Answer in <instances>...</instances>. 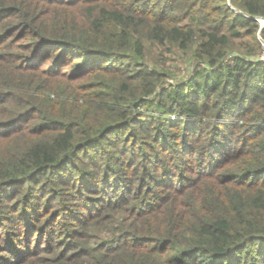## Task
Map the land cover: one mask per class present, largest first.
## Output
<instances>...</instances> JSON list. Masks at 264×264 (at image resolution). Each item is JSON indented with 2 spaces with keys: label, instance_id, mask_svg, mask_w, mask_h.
Returning <instances> with one entry per match:
<instances>
[{
  "label": "trees",
  "instance_id": "obj_1",
  "mask_svg": "<svg viewBox=\"0 0 264 264\" xmlns=\"http://www.w3.org/2000/svg\"><path fill=\"white\" fill-rule=\"evenodd\" d=\"M259 18L0 0V264H264Z\"/></svg>",
  "mask_w": 264,
  "mask_h": 264
},
{
  "label": "rangeland",
  "instance_id": "obj_2",
  "mask_svg": "<svg viewBox=\"0 0 264 264\" xmlns=\"http://www.w3.org/2000/svg\"><path fill=\"white\" fill-rule=\"evenodd\" d=\"M258 20H259V24H260L261 28H263L264 27V19L259 18ZM262 42H264V41H262ZM263 55H264V44H263V52L261 53V56H263ZM170 61H173V60H170ZM178 62L174 61V62H172V63L170 62L166 65V68L170 69V71L175 73L174 83H179V82L185 81L189 77L192 69L194 68L193 62L190 61V59L188 61H186V63H184V64L179 63L180 66L178 65ZM66 198H67V202H66L67 205H71L74 203V201L72 200V198L70 196H68ZM8 215L11 217L14 214L12 212H10V213H8Z\"/></svg>",
  "mask_w": 264,
  "mask_h": 264
},
{
  "label": "built area",
  "instance_id": "obj_3",
  "mask_svg": "<svg viewBox=\"0 0 264 264\" xmlns=\"http://www.w3.org/2000/svg\"><path fill=\"white\" fill-rule=\"evenodd\" d=\"M260 59H261V61H264V55H263V56H261V58H260Z\"/></svg>",
  "mask_w": 264,
  "mask_h": 264
},
{
  "label": "water",
  "instance_id": "obj_4",
  "mask_svg": "<svg viewBox=\"0 0 264 264\" xmlns=\"http://www.w3.org/2000/svg\"><path fill=\"white\" fill-rule=\"evenodd\" d=\"M259 21V20H258Z\"/></svg>",
  "mask_w": 264,
  "mask_h": 264
}]
</instances>
